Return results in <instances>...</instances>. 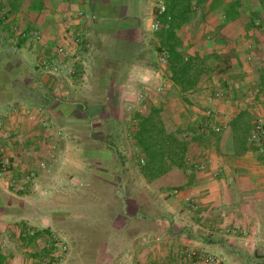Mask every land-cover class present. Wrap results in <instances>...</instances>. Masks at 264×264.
<instances>
[{
    "label": "crops",
    "instance_id": "0c3cea01",
    "mask_svg": "<svg viewBox=\"0 0 264 264\" xmlns=\"http://www.w3.org/2000/svg\"><path fill=\"white\" fill-rule=\"evenodd\" d=\"M257 1H251L249 5L259 14L263 7L261 1ZM167 6L168 12L172 11L173 0H167ZM154 12V0H0V142L11 160L13 177L29 178L31 173L34 176L39 173L37 168L33 171L26 166L31 156L42 158L56 153L69 154L75 147L72 153L80 154L79 125L87 120L85 117L80 119L75 110L77 107L71 106L72 103L57 97L49 76L55 73L44 69V60L61 59L66 68L70 61L80 60V92H86L80 95V107L106 106L104 99L92 90L102 92L107 84L115 85L122 81L119 103L125 108L136 105L137 108L148 105L161 107L163 103V115L171 107L173 117L178 106L194 109L192 104L182 99L180 89L171 80L172 73L166 59L158 52L162 43L157 36L159 32L150 30ZM79 13L83 14L80 21L75 16ZM249 13L243 20H249ZM70 15L72 21L68 18ZM162 17L163 25L165 19ZM167 19L172 20V17L169 15ZM243 20L225 23L224 10L220 8L215 12L206 10L201 20L191 16L175 29V40L181 43L180 50L192 56L204 52H227L224 48L227 42L234 44L237 57L233 68L226 74L204 75L196 92L206 88L213 76L218 75V83L223 81L230 90L242 91L244 96L246 89H252L257 100H264V94H259L257 77L264 64L257 55L260 51L264 58V30L246 34ZM74 22L78 24L76 28L81 39L78 47L66 41L70 25ZM207 28L211 35L202 39L203 29ZM215 31H221L217 40L211 38ZM36 32L41 35L40 41L35 38ZM61 46L68 47L67 57L58 56L57 50ZM247 46L253 48V52H248ZM246 58L258 60L252 71L244 64ZM123 76L125 79H121ZM149 91L160 94L155 93L158 97L150 100L146 97ZM174 95L177 98H173ZM195 95V92L189 94L192 103ZM175 100L179 101L178 104ZM99 117L97 125L104 122V117ZM109 121L115 122L111 118ZM163 121L166 123L164 117ZM192 121L194 126L199 123L195 118ZM53 124L59 130H55ZM178 125L173 131L180 129L181 124ZM73 126L78 128L75 130L77 141L74 147L66 142V136L70 134L67 131ZM228 127L230 141L227 152L219 154L220 160L214 159V153H207L209 161L206 168L197 174L195 184L186 191L163 193L145 178L141 179L149 189L146 192L142 188L146 196L143 202L151 199L154 207L148 211V207H142V199L136 197L130 196L125 201L123 210L117 214L124 220V225H111L108 233H115L117 238L125 235L128 241L115 252L110 244L107 259L105 248L100 246L98 264H170L167 252L178 257V251L185 247L203 246L200 249L206 252L204 246H209L217 250L214 231L227 233L230 231L226 230L228 226L244 228V235H252V247L264 246V161L259 159V152L237 157L232 129ZM106 135L111 133L106 132ZM52 171L46 175L44 172L45 176H37L32 188L40 184L44 190ZM105 176L112 177L107 172ZM16 185L20 190L15 194L10 191L6 180L0 177V264L23 263L19 250L28 248L29 243L22 228L28 225L31 231L35 225V208L33 215L22 214L30 209L33 198L31 195L24 198L26 187L23 183ZM246 219L250 222L257 220L251 232L245 228ZM186 221L188 225L184 223ZM146 222H153L154 227L146 229ZM9 232L17 235L16 245L20 249H5L2 240ZM228 249L230 252L233 250Z\"/></svg>",
    "mask_w": 264,
    "mask_h": 264
},
{
    "label": "rangeland",
    "instance_id": "374dc122",
    "mask_svg": "<svg viewBox=\"0 0 264 264\" xmlns=\"http://www.w3.org/2000/svg\"><path fill=\"white\" fill-rule=\"evenodd\" d=\"M244 20L246 21V19ZM209 31L208 28L203 29L202 39L204 36L207 39L206 36L211 35ZM231 31L233 32L234 30ZM251 39H254V37L251 36ZM247 49L248 52L253 50V48L250 49L248 46ZM252 52L250 55L253 56ZM249 58H246L244 64L247 69L252 71L258 60ZM71 70H74L75 74H71ZM49 76L53 81L55 94H58L57 97L72 103L71 106L77 107L75 110L80 119L85 117V120H87L86 123L79 125L80 139L78 145H80V154L72 153L76 150L75 147L74 151H70L71 153L69 154L56 153L54 156L47 155L42 158L40 156H31V158H28L29 161L27 160L26 166L33 171L37 168L38 174L34 176L31 173L29 178H24L17 177L18 175L13 177V173H10L1 178L6 180L10 191L15 194L20 190L16 184L23 183L26 187L24 198H28L30 195L32 196L30 198H33V200L31 199L33 202L30 209H26V213L22 212L24 215H33V208L36 211L35 225L33 228L31 227V231H29L30 227L28 225L22 228L23 232H26V240L29 243L27 244L28 248L19 250V253L23 256L22 264H48L51 259L56 260L53 264H94V250L97 247L106 246L107 235L99 236L100 231L93 226L84 225L87 228L81 227L80 225L83 226V219H85L87 214L93 212L94 205L100 206L101 204L104 211L113 214L109 227L111 225L123 226L124 220L118 218L117 214L123 210L124 203L130 196L135 197L132 188L127 187L128 176L126 177L123 173L126 167L119 160V151L116 144L119 145L120 140H115V147H113L114 145H111V140L106 135V132L107 134L116 133L120 126L116 122L109 121L111 115H109L108 108L101 106L80 107V95L86 94L84 90L80 92L82 83L80 81V60L70 61L64 71L59 74H50ZM218 78V75L213 76L212 82L206 88L195 93L193 103L191 101L194 109L189 106H178L174 109L176 113H173L175 115L173 117L171 115L173 109L169 107L163 117L166 120L167 130L172 132L179 127L178 124H181L180 126L185 129L188 125H193L192 119L194 118L197 122H200L206 116V111L212 110L211 116L213 120L211 126L220 138V150L218 152L211 149L210 154L214 153V159L220 160L219 154L227 152L228 142L230 141L228 127L230 121L241 111L247 110L250 113L251 120L254 122L260 114L264 113V100H257L252 89H246L245 98L242 95L244 92L230 90L225 83H222L223 81L218 83ZM218 92H222L223 97L210 104L208 99L215 96ZM155 93L160 94L158 91H149L146 97L150 100L157 98L158 95ZM175 97L177 98L176 95L173 98ZM227 101H230V104ZM178 102V100H175L176 104ZM150 108L151 105H148L140 109L146 112ZM135 109H137V105L122 108L123 124L121 129L125 130L126 134L129 133L127 125L131 120V113ZM99 115H102V118L104 117V122L101 125L96 123L100 119ZM53 127H55V130H59L56 124H53ZM77 129L74 126L69 127L67 132L70 134H67L68 136L65 135L67 137L66 142L72 147L76 145L75 130ZM217 129H220V131L218 132ZM124 143H126L125 157L131 163L132 171L137 174L140 170L138 167L140 155L135 149L134 141L130 136L124 139ZM106 151L111 153L110 158L105 156ZM227 157L229 156L227 155ZM51 169H53L51 179L46 182L44 190L40 184L32 188L33 180L37 176L43 175L44 172H46L44 173L45 175L49 174L48 172ZM32 170L30 172H33ZM106 172L107 175L112 177L107 178L105 176ZM142 178L144 177L139 176V186H142L141 188L148 192L149 189L145 187L143 180H141ZM12 203L13 201H11ZM187 220L189 221L188 217ZM244 222L247 224L245 225L246 230L251 232L253 231V223H257V220L254 219L250 222L246 219ZM184 223L189 224L187 221ZM144 227L150 230L154 227V224L153 222H146ZM49 228L51 229L50 233H46L45 230ZM106 228L103 230L105 234H108V228ZM226 230H230V232L221 233L219 230L214 231L213 237L216 241L217 250H213L209 246H204L206 252L200 249L203 246L185 247V249H195L215 256L220 260V264H264V258L256 256L257 249H264V246L257 245L255 248L252 247L250 242L252 235L249 233L244 235L245 233L242 232L244 228L242 227L234 228L233 226H228ZM16 239H18L17 235H13L12 232L5 233L2 240L5 249L14 251L18 247ZM58 242L63 243L67 247L65 252L60 253L61 250L56 245ZM53 245L57 247L55 252H53ZM221 245H223V248ZM229 247L233 249L232 252L229 251ZM45 248H48L51 252L46 256L42 252ZM181 251L176 252L178 257L174 256L173 252L171 254L167 252L166 256L170 264H187V261L181 255ZM104 254L106 259L109 258V254ZM261 256L263 257L264 253ZM5 264L8 263L5 262Z\"/></svg>",
    "mask_w": 264,
    "mask_h": 264
},
{
    "label": "trees",
    "instance_id": "16d2710c",
    "mask_svg": "<svg viewBox=\"0 0 264 264\" xmlns=\"http://www.w3.org/2000/svg\"><path fill=\"white\" fill-rule=\"evenodd\" d=\"M251 1L257 0H233L227 3L225 0H173L172 11L162 17L165 19L161 32L157 34L161 40V47L158 52L166 59L170 72L172 73L171 80L174 86L180 89L184 102L191 104L189 94L196 93V89L204 75L210 76L215 72L226 74L233 68L236 59V51L232 42H227L224 48L227 52H204L199 55H189L184 50H180L181 43L176 42L175 29L179 28L180 23L185 19L188 20L191 16H196L199 20L204 17L205 11L215 12L222 8L224 10L225 23L242 21L244 16L248 15L249 20H243L245 33L249 34L254 30H264V0H259L262 3V11L257 14L250 8ZM174 12V13H173ZM171 16L172 20H168L167 16ZM258 22V24H257ZM166 25H165V24ZM221 31H215L212 39L217 40L221 36ZM257 52V51H255ZM260 51L257 55L260 56ZM262 54V53H261ZM263 55V54H262ZM125 76L121 79H125ZM259 94H264V64L257 72ZM123 82H117L115 85L107 84L104 91H93L97 96L100 95L106 102L105 108L109 109L111 119L115 120L120 126L116 133L108 135L111 140V145L115 147V140H120V144H116L121 164L125 166L126 177L128 176V188H132L136 198L144 201L145 191L139 186V176H143L150 185L163 193H176L186 191L195 184L197 174L206 168L208 163L207 153L212 150L218 151L220 138L217 132L212 128V116L206 111L202 120L197 124L188 125L185 129L180 127L177 131H168L163 121V103L161 107L151 106L146 112H142L140 108L133 110L131 120L128 123L129 133L121 129L123 124L122 108L119 103L122 95ZM125 123V122H124ZM233 133V141L235 147V155L237 157L249 153H258L259 159L264 161V153L261 152V147L257 142L251 141V134L255 126V121L251 120L250 113L247 110L241 111L235 116L229 125ZM130 136L134 141V147L139 153L140 160L138 161L139 173L135 174L132 171L131 163L125 157L126 152L124 139ZM105 156L110 158L111 153L105 152ZM1 162V158H0ZM132 193V192H131ZM144 206V207H143ZM152 209L154 202L151 199H146L142 203V207ZM100 206L94 205L92 213L87 214L83 226L96 227L100 231L99 236L107 235L105 253L110 255V244L113 245V251L128 241L125 235L117 238L116 234L103 233L104 228H108L113 219L111 212L104 211ZM106 228V229H107ZM51 229H46V233H50ZM117 238V239H116ZM54 246V245H53ZM53 252L57 247H53ZM100 247L94 250V264H98V251ZM259 251H256V256H259ZM44 255L50 254V250L45 248ZM56 260L51 259L48 264H53Z\"/></svg>",
    "mask_w": 264,
    "mask_h": 264
},
{
    "label": "built area",
    "instance_id": "2783aa9c",
    "mask_svg": "<svg viewBox=\"0 0 264 264\" xmlns=\"http://www.w3.org/2000/svg\"><path fill=\"white\" fill-rule=\"evenodd\" d=\"M154 8L155 12L153 13V17L151 19L150 24V30L153 33H158L161 31L163 25L161 22V17L165 16L168 11L167 6V0H154ZM77 20L80 21V18L83 17V14H77L75 15ZM69 20L72 21L73 17L72 15L68 16ZM76 20V19H75ZM75 22L70 25V31L67 33L68 37L66 41L73 46L78 47L81 43L80 34L77 31V26ZM35 38L40 41L41 35L39 32L35 33ZM57 54L60 57H67L69 55V49L66 46H61L57 50ZM43 67L45 70H48L50 72H54L55 74H59L62 72V67L65 69L66 65L64 64V61H61V59L55 60H44L43 61ZM71 74H75L74 70H71ZM223 97L222 92H218L209 99V103L213 104L215 100L221 99ZM228 104H230V101H227ZM208 113L211 115L212 110H208ZM219 132L220 129H217ZM251 141L257 142L258 145L261 147V152L264 153V113L260 114L256 120H255V126L251 134ZM0 177L7 176L11 173L12 164L10 158L5 154V150L3 148L2 142H0ZM230 232V231H229ZM58 248L61 250L60 253L65 252L67 250V247L64 246L63 243H57L56 244ZM181 255L184 259H186L187 264H220V260L207 253H203L202 251H198L195 249H184L181 251Z\"/></svg>",
    "mask_w": 264,
    "mask_h": 264
},
{
    "label": "water",
    "instance_id": "95a60500",
    "mask_svg": "<svg viewBox=\"0 0 264 264\" xmlns=\"http://www.w3.org/2000/svg\"><path fill=\"white\" fill-rule=\"evenodd\" d=\"M264 252L263 251H259V255H262Z\"/></svg>",
    "mask_w": 264,
    "mask_h": 264
}]
</instances>
